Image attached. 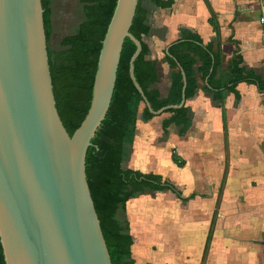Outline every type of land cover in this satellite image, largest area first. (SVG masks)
I'll return each instance as SVG.
<instances>
[{"label":"crops","instance_id":"obj_1","mask_svg":"<svg viewBox=\"0 0 264 264\" xmlns=\"http://www.w3.org/2000/svg\"><path fill=\"white\" fill-rule=\"evenodd\" d=\"M145 1L153 6L152 15L143 6L151 26L145 42L160 98L170 87L164 53L183 30L220 53L216 80L234 54L264 78L258 0H173L170 8ZM199 66L196 92L184 101L191 123L183 135L174 124L163 131L170 113L137 115L126 168L160 175L180 196L160 190L126 202L134 264H264V92L246 81L210 90Z\"/></svg>","mask_w":264,"mask_h":264},{"label":"water","instance_id":"obj_2","mask_svg":"<svg viewBox=\"0 0 264 264\" xmlns=\"http://www.w3.org/2000/svg\"><path fill=\"white\" fill-rule=\"evenodd\" d=\"M139 0H116L97 58L89 108L69 135L55 106L41 0H0V244L5 264H112L91 197L85 158L108 112Z\"/></svg>","mask_w":264,"mask_h":264},{"label":"trees","instance_id":"obj_3","mask_svg":"<svg viewBox=\"0 0 264 264\" xmlns=\"http://www.w3.org/2000/svg\"><path fill=\"white\" fill-rule=\"evenodd\" d=\"M139 0L130 33L141 42V51L134 62V75L142 88L153 111L168 105H179L182 99L184 77L186 86L184 97H192L197 89L195 65L207 81L210 90H234L238 82L255 84L264 92V78L252 70L240 66L241 56L234 54L219 80L215 79L220 64V53L213 50L211 43L203 44L199 35L183 30L181 39L168 47L164 60L171 69L170 87L165 98H160L153 86L157 81L156 60L148 58L150 48L145 37L151 34L147 22V11ZM158 8H170L173 0H150ZM84 14L83 21L74 34L61 39L67 48L53 54L48 47V61L52 79L55 106L59 117L71 135L83 120L90 104L92 84L97 58L107 26L112 16L116 0H80ZM44 30L47 42L51 24V8L48 0H41ZM210 24L216 30L213 19ZM134 43L124 41L112 100L100 127L97 129L85 158V171L91 197L98 215L103 236L112 264H134L131 256L132 237L129 226L116 219L117 210H124L128 199L148 191L170 190L180 196L172 183L162 180L156 174H146L139 170L123 168L122 163L129 155L138 113L143 120L154 115L144 105L129 76V60L135 51ZM143 105V108L139 109ZM166 112L170 116L162 121L165 132L170 124L183 135L191 123L189 109L181 106ZM0 264H5L0 244Z\"/></svg>","mask_w":264,"mask_h":264},{"label":"rangeland","instance_id":"obj_4","mask_svg":"<svg viewBox=\"0 0 264 264\" xmlns=\"http://www.w3.org/2000/svg\"><path fill=\"white\" fill-rule=\"evenodd\" d=\"M48 1H49V6L51 8V15H50L51 24H50L48 47L53 54H58L67 48L64 45H61L60 43L61 39L64 38L65 36L74 34L76 28L84 19L82 3L80 2V0H48ZM141 5L142 7L146 5L149 15H152L151 10L153 9V6L149 2L142 0ZM155 25L156 24H154V26ZM159 28L160 27L155 26L152 32L156 34L157 33L161 34V30ZM142 108H143V105H141L139 111ZM167 113L169 114V112H166L164 114H167ZM127 158L122 163L123 168H126L128 166ZM150 192H153V191L136 194L130 199H134V198L137 199L139 195L148 194ZM116 219L122 225H125L126 223L128 224V226L130 225L126 218V208L125 207H124V210H122L121 208L117 210ZM130 229L131 228L129 226V232H130Z\"/></svg>","mask_w":264,"mask_h":264},{"label":"built area","instance_id":"obj_5","mask_svg":"<svg viewBox=\"0 0 264 264\" xmlns=\"http://www.w3.org/2000/svg\"><path fill=\"white\" fill-rule=\"evenodd\" d=\"M259 4V22L261 25V47L264 51V0H258Z\"/></svg>","mask_w":264,"mask_h":264}]
</instances>
